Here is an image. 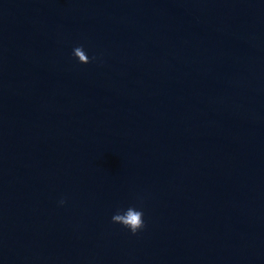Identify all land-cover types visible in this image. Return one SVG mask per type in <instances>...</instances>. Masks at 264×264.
<instances>
[{"label": "water", "instance_id": "obj_1", "mask_svg": "<svg viewBox=\"0 0 264 264\" xmlns=\"http://www.w3.org/2000/svg\"><path fill=\"white\" fill-rule=\"evenodd\" d=\"M0 264H264V0H0Z\"/></svg>", "mask_w": 264, "mask_h": 264}, {"label": "clouds", "instance_id": "obj_2", "mask_svg": "<svg viewBox=\"0 0 264 264\" xmlns=\"http://www.w3.org/2000/svg\"><path fill=\"white\" fill-rule=\"evenodd\" d=\"M81 49H84L82 45L75 46L72 48V53L74 54L71 53V55L75 58V60L80 64L81 61H83L84 57L80 56L79 59H77L76 56L79 55ZM92 59L95 60L96 57L93 56ZM64 203L65 200L63 198L57 201V204L60 206H62ZM142 217H143V211L142 209L139 208V211H136L135 213L120 214L116 212L111 216V222L121 225L123 228L127 229L131 234L134 235L139 230H142L144 228V220Z\"/></svg>", "mask_w": 264, "mask_h": 264}]
</instances>
